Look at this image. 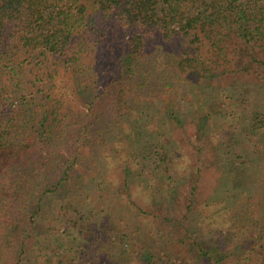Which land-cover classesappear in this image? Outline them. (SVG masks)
<instances>
[{
  "label": "trees",
  "instance_id": "trees-1",
  "mask_svg": "<svg viewBox=\"0 0 264 264\" xmlns=\"http://www.w3.org/2000/svg\"><path fill=\"white\" fill-rule=\"evenodd\" d=\"M75 241L264 264V0H0V264Z\"/></svg>",
  "mask_w": 264,
  "mask_h": 264
},
{
  "label": "rangeland",
  "instance_id": "rangeland-1",
  "mask_svg": "<svg viewBox=\"0 0 264 264\" xmlns=\"http://www.w3.org/2000/svg\"><path fill=\"white\" fill-rule=\"evenodd\" d=\"M116 215H119L120 217L122 216V217H124V218H126V219H131V223L133 224V228L131 229V230H133V232H132V234H134L138 239H140V234H139V236H138V234H137V231L139 232V228L141 227V226H143V224H146L144 221H140L139 222V220H140V217L139 216H137V217H134L135 216V214H116ZM68 216H71L70 218H74V214H69ZM118 219V218H117ZM119 220V219H118ZM65 228V229H69V228H71L70 226H68V225H60L59 227H58V229L59 228ZM233 231H234V229H233ZM130 233V232H129ZM58 234H59V232H58ZM218 239H220V237H217ZM220 241H221V239H220ZM237 242V241H236ZM78 241H75V244L74 243H71V244H69V245H67V247H68V249L69 250H71L72 248H73V250H71V251H69V253L66 255L65 254V256H62V257H64L65 259H68L69 260V262H68V260H66L65 261V263L64 264H81V260H77V258H76V255L74 254V252H75V249L79 246L78 245ZM166 250V249H165ZM168 250V249H167ZM185 258V257H184ZM180 260H183L182 258H181V256H179L178 257V259H177V261H175L174 259H173V262L174 263H172V264H180ZM33 264H38L37 262H34ZM40 264H46V263H43V259L42 258H40ZM166 264H171L170 262L169 263H166ZM230 264H234V261H231V263Z\"/></svg>",
  "mask_w": 264,
  "mask_h": 264
}]
</instances>
